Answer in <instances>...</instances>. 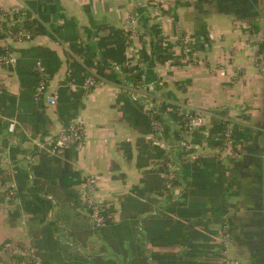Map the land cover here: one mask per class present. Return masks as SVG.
<instances>
[{
  "label": "crops",
  "instance_id": "0c3cea01",
  "mask_svg": "<svg viewBox=\"0 0 264 264\" xmlns=\"http://www.w3.org/2000/svg\"><path fill=\"white\" fill-rule=\"evenodd\" d=\"M38 1L0 0V9L28 8ZM160 2L161 14L154 12L155 0L42 2L41 9L56 5V13L49 10L46 16L55 27L73 23L77 41L61 42L48 30L12 47L17 61L24 63L20 74L16 67L0 66V95L15 98L11 117L2 114L8 103L0 100V120L6 123L0 132V170L9 158L17 171L25 172L28 187L43 186L40 197L50 204L40 223L24 209L23 202L32 199L24 191L19 190L17 201L0 200V264H11L3 253V244L10 240L30 242L42 264H223L222 226L232 237L233 258L242 264H264V0ZM131 20L151 58L143 65L144 84L156 83V91L169 99L204 112L209 125L214 116L224 117L237 132L243 158L208 161L212 166L205 171L206 187H193L192 178L183 176L171 181L167 162L153 147L163 150L164 156L166 151L171 154L173 138L167 137V148L158 146L150 128L137 126L134 109L120 101L125 78L114 69L118 65L107 50L116 45L120 33L128 34ZM153 26L172 45L179 35L195 39V65L184 64L173 47L176 64H157L151 51ZM100 43L105 47L101 49ZM77 46L83 49L81 55L71 50ZM46 54L53 70L47 74L48 85L59 92L75 65L84 66L86 61L91 67L108 68L118 80H102L85 92L76 115L84 139L65 154L38 146L64 126L54 109L39 110L28 93L31 64ZM154 72L170 75L172 81L157 83ZM35 110L43 112L41 122L36 121ZM138 112L146 117L142 108ZM10 120L16 122L12 135L7 130ZM37 153L55 161L42 164ZM36 170L45 176L38 177ZM89 176L98 179L95 198L108 221L101 228L93 226L83 204ZM203 186L206 193L198 188Z\"/></svg>",
  "mask_w": 264,
  "mask_h": 264
},
{
  "label": "built area",
  "instance_id": "2783aa9c",
  "mask_svg": "<svg viewBox=\"0 0 264 264\" xmlns=\"http://www.w3.org/2000/svg\"><path fill=\"white\" fill-rule=\"evenodd\" d=\"M153 7L155 14H161L163 6L160 0H155ZM26 9L21 6H14L7 10L0 9V38L4 46L21 45L33 38L25 28L27 21ZM131 23V27L127 29L130 43L127 47L126 66L131 68L139 66L142 67L143 71L144 64L141 62L143 48L139 43V34L136 31L137 24L133 20H131ZM195 43V39L182 35H179L173 42V48L178 53L177 55L189 67L195 65L198 60V55L193 48ZM16 64L17 57L14 53L0 55V66L14 68ZM171 64H174V62ZM37 69L40 73V81L36 87L34 99H42L45 106L55 110L59 90L57 87L50 88L48 83L44 81L43 67L40 63H37ZM114 69L121 71L119 66H115ZM161 76V74L157 75V83H159ZM68 85L74 88L73 84ZM155 85L156 83L135 86L127 83L126 87L123 88L128 91L132 101L139 103L150 121L151 139L158 146L167 148V137L171 136L173 138L172 153L166 151V155L170 158L169 163H167V171L171 181L175 182L180 177L181 160H184L185 163H192L200 159L211 158L217 162L229 163L243 158V149L236 144L232 126L228 127L220 145L211 146L208 142H197V134L208 136L212 128V124L209 125L207 122L206 114L186 104L169 99L165 92L156 91ZM93 86H95L94 78L88 77L85 80L83 89L88 93ZM15 127L16 122L10 120L7 125L10 135L15 132ZM83 139L82 122L75 118L67 126H63L54 138L38 146L40 149H46L52 154H59L71 146H79ZM218 141L220 140L214 139V142ZM0 171V200L3 203H9L18 194L17 169L8 158ZM97 185L98 179L95 176L87 177L83 185L82 197L93 226L101 228L105 226V217L101 205L97 203L95 198ZM220 240L222 243L223 264H242L230 254L232 237L226 226L221 227ZM3 253L11 264H42L36 248L28 241H7L3 244Z\"/></svg>",
  "mask_w": 264,
  "mask_h": 264
},
{
  "label": "trees",
  "instance_id": "16d2710c",
  "mask_svg": "<svg viewBox=\"0 0 264 264\" xmlns=\"http://www.w3.org/2000/svg\"><path fill=\"white\" fill-rule=\"evenodd\" d=\"M42 2H52V0H39L34 5L32 3L28 5V8L26 9V16H27V21L25 23L26 30L30 32L33 37L39 33H47L48 30H50L54 34H56L59 41L61 42L72 41L73 43H75L77 39H76V34L74 32L73 23L67 22L66 25H64V27L62 28L55 27L54 22L50 23L47 20L46 16L50 12L49 10H51V13H54L55 11L58 10L56 5H53L51 9H44V8L41 9V6H43ZM151 30L155 37L154 45L152 46V50H151L154 53L155 62L157 64L165 65L168 61L174 60L175 57L172 52L173 45L165 42V40L161 37V32L158 26H153ZM120 34L117 39L116 45L114 47H109V49L107 50V52H110V59H112L113 62L116 63L120 67L123 78H125L123 80H125L128 84H132L135 86H143L144 85V80H143L144 74L142 73V67L136 66V67L131 68L129 66H126L127 58H126L125 52H126V48L128 47L130 43L129 36L128 34H125V33H123V35H120ZM0 41H1V38H0ZM195 46H193V48H195ZM99 47L102 49V47L104 48L105 46L104 44L100 43ZM71 50L76 55H81L83 49L77 46V47H72ZM13 52H14V49L11 46H4L1 42L0 55H4L6 53H13ZM45 58H47L46 61L48 62L45 61ZM141 59L143 62H148L151 59L150 56L146 52H144V49L142 51ZM41 60L42 61L36 60L33 64H31V66L33 65V73L31 72L32 74L30 75H32L33 78L29 81L28 93L31 96L32 101H35V104H37V108L39 110H44L45 104L43 100L34 99L36 87L38 86L39 81H40V73L38 72V69H37V63H40L41 66L43 67V78L46 83H48L47 74L53 73V70L50 68V65L52 64L51 57H49L46 54ZM175 64L176 62H174V65ZM21 65L23 66L24 63H20L17 61L15 69L16 71H18V74H20ZM75 66L76 67L72 69L71 75L67 77L64 81L65 89L60 90L58 103L55 109L56 114L59 120L63 122L64 127L67 126L71 122V120L76 118V115L81 107V98L85 94L83 85L85 84V80L88 77L94 78L95 86H98L102 82V80L111 81L115 83L118 82V80L116 79V76L106 67H103V66L91 67V64L89 63V61H86L84 66H81L78 64H76ZM89 68L91 69V71L89 70ZM20 76H23V75H20ZM153 78H155L158 81L157 75L153 76ZM66 84H74L76 85L77 88L70 90L67 88ZM95 86L90 88L88 93L91 92L95 88ZM121 90L122 92H121L120 101L122 102L123 106H125L126 109L127 108L134 109L133 117H135L137 126L140 123L141 125L146 126L150 128L151 130V124L148 118L142 117L138 112L139 108L141 109L142 107L139 105V103L131 100L129 93L127 90H125V88H122ZM0 100L2 101L4 100L3 102L0 101L2 102V104L4 103V105L6 104V102L8 103L7 107L2 111V114L6 117H11L15 111L14 96H10L2 92V94L0 95ZM126 109H125V114H127ZM34 113H35L36 121L41 122V120L44 119L43 112H37L35 110ZM4 123L5 122L0 120V132L4 130ZM229 126H232V123L229 120L224 119V117H221L218 115L214 116V118L212 119V128L210 130V134L206 136V135L199 133L196 136V141L197 142H208V144L211 146L220 145L222 144V140ZM5 127H6V123H5ZM232 131H233L234 139L237 144L238 143L237 132L235 131L233 126H232ZM215 138L219 139L220 141L214 142ZM73 147L74 146H71L63 150L61 153L65 154L69 149ZM153 148L156 151V155L158 156L159 159H163L165 160V162L169 163L170 158L167 155L164 156L163 150L159 149L158 147H153ZM38 155L39 154L37 153V156ZM38 157L41 159L40 162L43 161L41 163L45 165L48 163H51L52 161H55L54 158L46 159L45 156L41 154ZM208 161L210 162L213 161L214 164L216 163L214 159L207 160V161L200 160V161H196L192 163H188V162L185 163L184 160H181L180 161L181 162L180 176H183L184 179L192 178L193 181H192L191 186L193 187L198 184H201V186L202 185L205 186V181L207 178V173H205V171L209 169V166H212L211 164H208ZM67 172L68 171H66V173ZM0 174H1V171H0ZM36 174L38 177L45 176L44 172H41V170H38V171L36 170ZM17 181L18 183L21 182L22 185H19L20 189L18 188V194L16 198L12 201L18 200L19 190L20 192L24 191L26 194H29L30 196H32V199L30 201L23 202L24 209L26 211H29V213L33 215L34 221L43 223L46 219L45 215L47 213V210L50 209L49 202L40 197V194L44 192L43 186L33 185L31 187H28L25 184L26 183L25 182V172H21V171L20 172L17 171L16 183ZM204 186L198 187V188L202 190L203 193H206L207 189H204ZM206 195L207 194H205L204 196ZM181 205L182 204H180V206ZM186 211L187 209L184 212L186 213ZM107 223L108 221H107V218L105 217V225H107Z\"/></svg>",
  "mask_w": 264,
  "mask_h": 264
},
{
  "label": "rangeland",
  "instance_id": "374dc122",
  "mask_svg": "<svg viewBox=\"0 0 264 264\" xmlns=\"http://www.w3.org/2000/svg\"><path fill=\"white\" fill-rule=\"evenodd\" d=\"M141 45V44H140ZM142 48H143V46H142ZM141 57H142V55H141ZM141 62H143L142 61V59H141ZM150 61H148V62H143V64H145V65H148V63H149ZM172 62H175V59L174 60H171V63ZM144 70V69H143ZM143 74H144V72H143ZM153 74V76H156V74H155V72L154 73H152ZM146 75H144V77H145ZM147 77V76H146ZM169 78V80H171L172 81V77L169 75V76H166V75H162L161 77H160V81L159 82H161L162 83V80L163 79H168ZM144 80V79H143ZM146 82V81H145ZM144 82V83H145ZM125 83L127 84V82L125 81ZM147 85V84H146ZM3 168V167H2Z\"/></svg>",
  "mask_w": 264,
  "mask_h": 264
}]
</instances>
